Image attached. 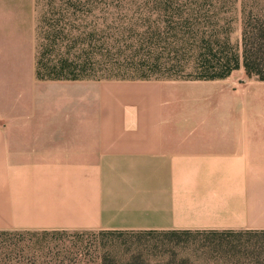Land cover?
Here are the masks:
<instances>
[{"label": "crops", "instance_id": "0c3cea01", "mask_svg": "<svg viewBox=\"0 0 264 264\" xmlns=\"http://www.w3.org/2000/svg\"><path fill=\"white\" fill-rule=\"evenodd\" d=\"M0 0V231L264 230V80H43Z\"/></svg>", "mask_w": 264, "mask_h": 264}, {"label": "trees", "instance_id": "16d2710c", "mask_svg": "<svg viewBox=\"0 0 264 264\" xmlns=\"http://www.w3.org/2000/svg\"><path fill=\"white\" fill-rule=\"evenodd\" d=\"M228 0H50V7L60 6L67 12L100 14L118 11L142 15H157L155 24L146 28L149 18L140 17L127 39L126 30L115 28L104 20L96 27V40L82 45L70 43L64 32L41 44L37 53L36 75L43 80L82 79H161L213 80L226 78L242 65L248 76L264 80V0H242V55L219 32L220 13ZM166 15V16H165ZM169 15V16H168ZM165 16V17H164ZM63 19H43L41 29L51 31L62 25ZM43 23V25H42ZM144 26V27H143ZM63 27H65L63 25ZM139 27V28H138ZM143 27V28H142ZM142 28V29H141ZM81 48V54L74 55ZM56 231H0V264H153L142 252H135L120 261L104 250L96 263H74L69 255L49 245L34 246L26 234ZM122 233L121 230L99 231ZM170 236L192 233H249L255 240L214 248L210 258L216 264H264V230L244 231H157ZM24 234V235H23ZM39 242V240H38ZM70 263H68V262ZM155 264H195L188 257L173 252L168 259Z\"/></svg>", "mask_w": 264, "mask_h": 264}, {"label": "rangeland", "instance_id": "374dc122", "mask_svg": "<svg viewBox=\"0 0 264 264\" xmlns=\"http://www.w3.org/2000/svg\"><path fill=\"white\" fill-rule=\"evenodd\" d=\"M227 5L219 16L222 24L219 32L223 37H229L234 50L241 56L242 0H228ZM146 16L149 18L148 21L144 22L147 28L155 24L157 15H153L151 18L148 15H142L141 17L133 12L128 15L125 13L118 14L116 10L106 14H100L97 11H93L91 14H82L81 12H67L65 9L60 10L59 5L56 8H51L50 0H27L25 5L21 1L20 53L21 64H25L22 69L28 72L35 69L37 53L41 50V44L55 38L59 34L57 32L66 33L70 38V43L77 42L82 45L83 42H86L89 50L91 49L90 42L94 43L96 40L94 35L96 36L97 34L98 30H96V27L101 19L102 21L104 20L106 25L112 27L110 30L111 34L115 33V28L119 30L120 27H124L126 37L129 39L130 36L134 35L131 32L132 29L137 24H142L143 21L140 20V17L141 19H146ZM43 19H63V21L59 28L51 31L47 26L41 29V20ZM75 51L74 55L76 56L82 52L81 48ZM242 66L241 58V66L236 70L241 69ZM158 77L173 80L163 78V75H158ZM29 237L32 238V245H49L55 248L53 255L55 251L60 250L62 258H65L68 254L74 263H96L99 261L101 253L104 250H109L120 261L127 260L132 253L142 252L146 259L153 264L168 259L173 252L177 253L179 257L190 258L195 264H216L210 259L214 248L239 242L245 243L248 240L256 239L254 234L245 232L224 234L192 233L170 236L160 232L150 233L146 231H125L115 234L68 231L25 233L27 240Z\"/></svg>", "mask_w": 264, "mask_h": 264}]
</instances>
